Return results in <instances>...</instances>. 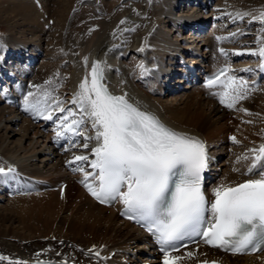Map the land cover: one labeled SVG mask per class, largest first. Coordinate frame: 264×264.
<instances>
[{
  "label": "bare ground",
  "instance_id": "6f19581e",
  "mask_svg": "<svg viewBox=\"0 0 264 264\" xmlns=\"http://www.w3.org/2000/svg\"><path fill=\"white\" fill-rule=\"evenodd\" d=\"M113 1L0 0V20L11 35L0 42V83L4 82L0 86V103L4 102L0 106V167L15 168L14 173L0 177V201L4 203L0 205V264H31L32 259L40 258L77 264H132L127 261L132 255L139 259L135 264L150 262L144 253L145 234L118 216L117 203L106 206L96 202L80 183L84 174L73 171L76 164L67 163L76 155L93 159L95 141L89 142L88 149L81 147L83 137L75 146L65 143L56 147V118L54 122L44 120L24 108L28 92L35 94V102L42 100L47 91L51 93L49 103L58 98L65 108L77 111L71 103L73 95L94 62L101 63L105 81L115 94L126 93L143 109L204 140L209 155L216 159L213 166L216 171L220 169L207 187L210 193L221 183L234 184L250 176L245 174L250 161L237 163V157L264 143V84L254 88L258 98L245 99L227 110L200 87L184 85L175 96L168 97L173 95L174 86L167 78L169 69L183 55L192 60L204 57L210 68L228 60L238 63L237 70L251 67L256 55L250 51L264 44V24L252 20V16L264 12V0H217L215 5L209 0ZM237 13L249 15L240 19ZM215 14L220 19L207 34L198 40L189 34L186 40L184 27L189 23H184L189 18L206 20L215 18ZM47 25L56 31L49 34ZM221 48L230 57L236 56L234 49L245 54L231 60L220 53ZM12 53L20 59L26 56V62L8 66ZM40 55L44 59L29 79L33 67L27 61L33 58L34 63ZM235 76L250 81L245 73ZM7 84L18 91L19 103L5 102ZM250 108L255 115L239 110ZM81 130L94 134L90 124ZM227 135L235 136L240 143L224 160L223 145L233 143ZM80 166L90 171L87 162H80ZM97 251L100 257L95 256ZM189 251L194 253L192 258L185 256ZM172 254L184 257L181 264L209 258L226 264H264V251L222 254L203 243Z\"/></svg>",
  "mask_w": 264,
  "mask_h": 264
},
{
  "label": "snow or ice",
  "instance_id": "6c2138e0",
  "mask_svg": "<svg viewBox=\"0 0 264 264\" xmlns=\"http://www.w3.org/2000/svg\"><path fill=\"white\" fill-rule=\"evenodd\" d=\"M244 15L249 14L237 13L240 19ZM252 20L264 24V12L252 16ZM222 39L225 37H217ZM139 51H144V47ZM220 53L227 55L223 48ZM249 54L260 58L259 67L264 71V45ZM234 71L224 67L205 85L221 89L213 95L229 109L236 108L255 91L249 81L232 75ZM104 79V68L99 61L94 62L90 74L73 95L71 103L77 111L65 108L58 98H52L49 103L51 93L47 91L42 100L33 102V92L24 98L25 111L44 120L56 118L57 139L66 134L83 137L84 149L95 141L91 148L93 159L76 155L67 162L77 165L73 171L84 174L80 183L88 192L100 203L119 200L124 208L122 214L142 224L161 245L163 264H181L184 257L172 253L179 250L175 242L185 238L199 237L207 245L233 253L264 250V143L237 157V163L250 161L245 174L257 178L236 184L221 183L211 190L213 199L209 200L203 187L210 160L205 142L169 128L154 114L130 102L126 93L112 94ZM32 87L40 89L41 86ZM239 110L250 114L247 109ZM86 124H90L93 135L81 130ZM230 139L240 143L235 136ZM80 162H87L90 171L81 167ZM14 172L12 166L0 167V177ZM94 254L100 257L98 251ZM185 256L192 258L194 253L189 251ZM202 264L209 262L205 260Z\"/></svg>",
  "mask_w": 264,
  "mask_h": 264
},
{
  "label": "rangeland",
  "instance_id": "374dc122",
  "mask_svg": "<svg viewBox=\"0 0 264 264\" xmlns=\"http://www.w3.org/2000/svg\"><path fill=\"white\" fill-rule=\"evenodd\" d=\"M109 1H111V3H113L114 1L113 0H109ZM116 1V0H115ZM49 14V13H48ZM8 27H7V25L3 22V21H1L0 20V38H4L5 40H6V38H9L11 35H10V33L8 32ZM47 29H49V34H51L53 31H56L55 30V27L53 28V26H51V25H49L48 27H47ZM185 37H187L186 38V40H188L189 39V35H187L186 33H185ZM4 40V41H5ZM4 41H2V42H4ZM46 41H48V39H46ZM45 41V42H46ZM1 42V41H0ZM26 55V54H25ZM42 59H44V57H41V59L38 61V63H40L41 61H43ZM41 64V63H40ZM39 64V65H40ZM34 76V75H33ZM32 76V77H33ZM31 77V78H32ZM30 77H29V79H31ZM173 95H169L168 97H173V96H175V94H176V92L174 93H172ZM254 94V95H253ZM257 94V92H255V91H252L251 92V94H250V96H249V98H247V100L249 101L252 97H253V99H256V98H258L259 96L258 95H256ZM256 96V97H255ZM225 106V105H224ZM227 110L229 109V108H226ZM248 111H249V115L248 116H252L253 114L255 115V111L254 110H252L251 108L250 109H248ZM253 112V113H252ZM229 118L231 117V116H229V115H227ZM257 116H258V114H257ZM262 116V115H261ZM237 121L239 122V121H242V119H237ZM228 135H229V133H228ZM227 135V136H228ZM262 136H263V138H264V131H263V133H262ZM229 137V136H228ZM230 138L231 137H229V140H230ZM235 143L233 142V143H225L224 145H223V152H224V156H223V158L222 159H227L228 158V156H229V154L232 152V150L234 151V148L235 147H238L237 146V144H235ZM2 204H4L2 201H0V205H2ZM132 259V260H131ZM131 259H129V260H127L128 262H131L132 264H135V263H138L139 262V259H138V257H136V255H132V258Z\"/></svg>",
  "mask_w": 264,
  "mask_h": 264
}]
</instances>
